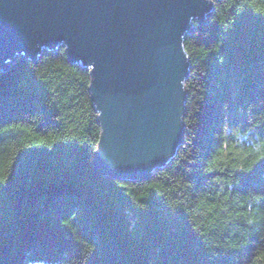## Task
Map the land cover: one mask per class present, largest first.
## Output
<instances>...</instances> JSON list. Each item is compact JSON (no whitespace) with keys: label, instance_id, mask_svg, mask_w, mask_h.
<instances>
[{"label":"trees","instance_id":"16d2710c","mask_svg":"<svg viewBox=\"0 0 264 264\" xmlns=\"http://www.w3.org/2000/svg\"><path fill=\"white\" fill-rule=\"evenodd\" d=\"M183 46L181 143L142 180L92 168L63 46L0 72V264H264V0H212Z\"/></svg>","mask_w":264,"mask_h":264},{"label":"water","instance_id":"95a60500","mask_svg":"<svg viewBox=\"0 0 264 264\" xmlns=\"http://www.w3.org/2000/svg\"><path fill=\"white\" fill-rule=\"evenodd\" d=\"M211 10L212 0H0V72L63 46L90 74L100 126L92 168L142 180L181 143L183 38Z\"/></svg>","mask_w":264,"mask_h":264}]
</instances>
